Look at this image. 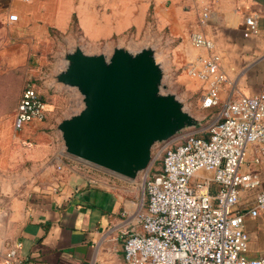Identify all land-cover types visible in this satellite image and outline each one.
<instances>
[{
	"label": "crops",
	"instance_id": "1",
	"mask_svg": "<svg viewBox=\"0 0 264 264\" xmlns=\"http://www.w3.org/2000/svg\"><path fill=\"white\" fill-rule=\"evenodd\" d=\"M203 3L210 9L205 31L227 75L220 95L258 92L264 82V0H0V35L19 22L41 34L49 24L66 29L75 15L88 40H108L131 27L142 30L150 8L155 23L175 33L196 21ZM8 10L19 19L8 20ZM248 15L258 32L244 35ZM27 127L21 134L0 126V264L16 240L20 264H127L122 232L143 208L151 166L126 177L68 156L44 131ZM27 134L34 136L32 146L20 142ZM241 195L252 203L253 190ZM244 224L246 256L263 255L264 209L246 214Z\"/></svg>",
	"mask_w": 264,
	"mask_h": 264
},
{
	"label": "built area",
	"instance_id": "2",
	"mask_svg": "<svg viewBox=\"0 0 264 264\" xmlns=\"http://www.w3.org/2000/svg\"><path fill=\"white\" fill-rule=\"evenodd\" d=\"M209 13V5L201 4L190 32L191 43L204 50L189 62L191 75L203 84V107L219 104L227 82L205 31ZM7 17L19 18L16 12ZM245 24L244 35L258 32L253 15L245 17ZM45 111L41 94L25 86L14 127L42 119ZM182 132L166 142L158 166L150 165L143 208L122 232L126 263L264 264V254L246 256L244 224L246 214L256 216L264 209V82L256 93L227 97L204 129ZM20 142L33 145L29 138ZM242 190L254 191L252 203ZM20 247L16 240L5 249L4 264H20Z\"/></svg>",
	"mask_w": 264,
	"mask_h": 264
},
{
	"label": "water",
	"instance_id": "3",
	"mask_svg": "<svg viewBox=\"0 0 264 264\" xmlns=\"http://www.w3.org/2000/svg\"><path fill=\"white\" fill-rule=\"evenodd\" d=\"M65 58L56 78L83 101L57 124L70 157L133 178L150 166L156 141L196 123L175 94L161 92L163 69L150 46H115L108 55L76 46Z\"/></svg>",
	"mask_w": 264,
	"mask_h": 264
},
{
	"label": "rangeland",
	"instance_id": "4",
	"mask_svg": "<svg viewBox=\"0 0 264 264\" xmlns=\"http://www.w3.org/2000/svg\"><path fill=\"white\" fill-rule=\"evenodd\" d=\"M9 12L12 10H8ZM151 13L150 8L142 30L131 27L121 34L114 33L108 40L96 42L88 40L82 33L75 15L66 29L49 24L46 34L20 22L12 28L5 27V34L0 35V126H14V114L20 93L25 86L30 85L43 97L46 111L42 119L33 120L26 126L44 131L55 143L64 146L57 124L83 106L79 90L56 78V74L65 68V53L76 46H80L87 53L102 52L106 55L115 46H122L133 52L143 46H150L163 69L161 92L175 94L183 103L184 109L195 117L194 125L186 126L179 132L204 129L216 118L227 96L220 95L217 105H202L203 84L191 75L189 63L198 53L203 52L202 49L197 52L190 40L195 20L174 33L170 25L158 26ZM25 127L21 128V134L26 131ZM25 137L34 141L33 134L24 135L23 138ZM169 140L156 141L153 144L152 168L158 166V156Z\"/></svg>",
	"mask_w": 264,
	"mask_h": 264
},
{
	"label": "bare ground",
	"instance_id": "5",
	"mask_svg": "<svg viewBox=\"0 0 264 264\" xmlns=\"http://www.w3.org/2000/svg\"><path fill=\"white\" fill-rule=\"evenodd\" d=\"M195 47V46H194Z\"/></svg>",
	"mask_w": 264,
	"mask_h": 264
}]
</instances>
